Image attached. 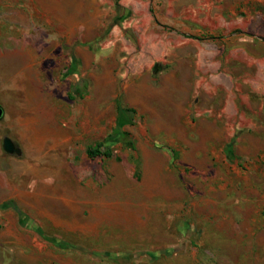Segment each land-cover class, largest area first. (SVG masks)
Segmentation results:
<instances>
[{
    "label": "rangeland",
    "instance_id": "374dc122",
    "mask_svg": "<svg viewBox=\"0 0 264 264\" xmlns=\"http://www.w3.org/2000/svg\"><path fill=\"white\" fill-rule=\"evenodd\" d=\"M58 1L0 0V264H264V0H93L94 75L114 78L82 95ZM203 32L232 49L231 86L210 69L203 110L194 92L188 113L129 114L123 58ZM117 125L133 145L90 157Z\"/></svg>",
    "mask_w": 264,
    "mask_h": 264
},
{
    "label": "crops",
    "instance_id": "0c3cea01",
    "mask_svg": "<svg viewBox=\"0 0 264 264\" xmlns=\"http://www.w3.org/2000/svg\"><path fill=\"white\" fill-rule=\"evenodd\" d=\"M94 4L93 0H59L55 3L61 21H69L78 25L76 38L81 39L83 43L76 47V58L80 61V65L85 72L83 79H85L87 88L91 87L98 78L106 80L109 85L111 79L114 78V68L106 65L103 60H99L102 73L99 76L94 75L95 64L93 62L96 59V54H98L96 49L98 47V44H96L97 27L94 24L97 9ZM123 18L126 19L127 15H123ZM177 36V40L180 42H177L178 46L175 48L167 46L168 40L164 39L162 43L157 44L151 39L146 48L140 50V52H133L131 61L128 57L123 58V64L127 63L126 69L138 70L139 72L136 85L139 94L143 97L140 96V101H138L140 106L138 108L134 105L132 107L136 116H145L146 112H151L154 117L162 115L161 112H165L164 116L170 114L179 116L183 111L188 113L194 106L191 104L193 98L191 95L194 92L202 95V99L195 103L194 108L200 111L203 110L205 104L203 97L204 78L210 69L214 70L211 73V78H216L219 81L223 80L225 84L231 83L229 81L231 73L226 72V69L221 66L222 64L224 66L228 64L227 59L231 57L229 53L232 49L219 45L206 49L204 44L210 41L208 37H211V35L198 33L192 37L181 34H177ZM169 37L172 40V35H169ZM187 40L197 41V45L182 46L184 45L183 42ZM214 65L220 66L215 69ZM122 76H124V73ZM199 78L201 79L200 82L197 80ZM214 81L213 84H218V81ZM230 91L231 89L229 90V96ZM119 100L121 99L119 98ZM229 102L228 107L230 106ZM120 107V109H124L123 104ZM167 111L168 114H166Z\"/></svg>",
    "mask_w": 264,
    "mask_h": 264
},
{
    "label": "trees",
    "instance_id": "16d2710c",
    "mask_svg": "<svg viewBox=\"0 0 264 264\" xmlns=\"http://www.w3.org/2000/svg\"><path fill=\"white\" fill-rule=\"evenodd\" d=\"M85 89H87V84L85 79L81 78L75 84L74 90L77 91L78 94L82 95ZM127 111L130 112L129 114L135 113V110L132 108L127 109ZM120 142H123L126 145H133L134 141L126 129L117 125L104 139L97 141L94 145H90L87 148V154L92 158L99 155L111 157L113 155L112 149L107 146L109 144L111 145ZM103 147H106L107 149L104 150Z\"/></svg>",
    "mask_w": 264,
    "mask_h": 264
},
{
    "label": "flooded vegetation",
    "instance_id": "af4514ba",
    "mask_svg": "<svg viewBox=\"0 0 264 264\" xmlns=\"http://www.w3.org/2000/svg\"><path fill=\"white\" fill-rule=\"evenodd\" d=\"M163 27H166L168 29V27L166 25H163ZM170 27V26H169ZM171 28V27H170ZM203 34H206V35H211V37H208V39L210 40H213V41H216V39L220 38V37H224V34L223 33H220V32H206V33H201V35ZM185 36H188V37H192L193 35L191 34H184ZM196 35V34H195Z\"/></svg>",
    "mask_w": 264,
    "mask_h": 264
},
{
    "label": "water",
    "instance_id": "95a60500",
    "mask_svg": "<svg viewBox=\"0 0 264 264\" xmlns=\"http://www.w3.org/2000/svg\"><path fill=\"white\" fill-rule=\"evenodd\" d=\"M0 113H1V110H0Z\"/></svg>",
    "mask_w": 264,
    "mask_h": 264
}]
</instances>
